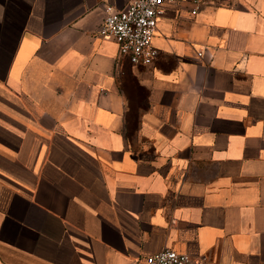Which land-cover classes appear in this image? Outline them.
<instances>
[{"label": "crops", "instance_id": "obj_1", "mask_svg": "<svg viewBox=\"0 0 264 264\" xmlns=\"http://www.w3.org/2000/svg\"><path fill=\"white\" fill-rule=\"evenodd\" d=\"M127 2L0 0V264H264V0L165 5L144 69Z\"/></svg>", "mask_w": 264, "mask_h": 264}, {"label": "built area", "instance_id": "obj_2", "mask_svg": "<svg viewBox=\"0 0 264 264\" xmlns=\"http://www.w3.org/2000/svg\"><path fill=\"white\" fill-rule=\"evenodd\" d=\"M179 0H128L122 9L105 7V18L95 35L110 39L117 46L120 60L132 67H149L158 52L152 45L158 17L165 5H175ZM195 11L192 12L194 15ZM203 257L192 258L171 249L144 257L142 264H202Z\"/></svg>", "mask_w": 264, "mask_h": 264}]
</instances>
